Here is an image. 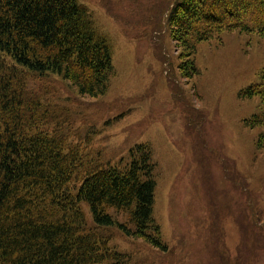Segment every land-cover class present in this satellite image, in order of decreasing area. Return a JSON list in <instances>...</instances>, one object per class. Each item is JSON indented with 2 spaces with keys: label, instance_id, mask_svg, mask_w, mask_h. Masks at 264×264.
Wrapping results in <instances>:
<instances>
[{
  "label": "rangeland",
  "instance_id": "374dc122",
  "mask_svg": "<svg viewBox=\"0 0 264 264\" xmlns=\"http://www.w3.org/2000/svg\"><path fill=\"white\" fill-rule=\"evenodd\" d=\"M79 1L110 45L105 93L79 94L49 73L33 74L30 86L83 154L122 168L137 146L150 149L151 217L166 250L116 226L103 230L109 247L128 264H264V122H245L264 105L238 97L262 80L264 36L223 31L196 43L188 75L189 65L179 67L185 47L167 24L177 0ZM110 213L125 221V212Z\"/></svg>",
  "mask_w": 264,
  "mask_h": 264
},
{
  "label": "trees",
  "instance_id": "16d2710c",
  "mask_svg": "<svg viewBox=\"0 0 264 264\" xmlns=\"http://www.w3.org/2000/svg\"><path fill=\"white\" fill-rule=\"evenodd\" d=\"M167 24L188 57L179 67L189 65L193 75L196 43L223 31L264 36V0H177ZM112 68L108 40L79 0H0V264H128L103 235L110 226L166 250L151 217L150 149L137 146L122 168L83 154L41 102L43 90L30 86L33 74H56L95 97L105 93ZM261 79L238 97L258 96L264 105V73ZM245 122L263 123L264 113ZM112 209L125 212V221Z\"/></svg>",
  "mask_w": 264,
  "mask_h": 264
}]
</instances>
